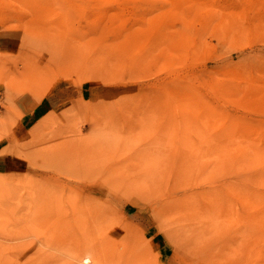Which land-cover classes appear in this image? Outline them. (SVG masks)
Returning <instances> with one entry per match:
<instances>
[{
	"label": "rangeland",
	"instance_id": "rangeland-1",
	"mask_svg": "<svg viewBox=\"0 0 264 264\" xmlns=\"http://www.w3.org/2000/svg\"><path fill=\"white\" fill-rule=\"evenodd\" d=\"M0 264H264V0H0Z\"/></svg>",
	"mask_w": 264,
	"mask_h": 264
},
{
	"label": "crops",
	"instance_id": "crops-1",
	"mask_svg": "<svg viewBox=\"0 0 264 264\" xmlns=\"http://www.w3.org/2000/svg\"><path fill=\"white\" fill-rule=\"evenodd\" d=\"M25 119H26V120H27V119H30V117H28V116H25L24 120H25Z\"/></svg>",
	"mask_w": 264,
	"mask_h": 264
}]
</instances>
